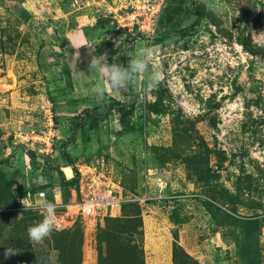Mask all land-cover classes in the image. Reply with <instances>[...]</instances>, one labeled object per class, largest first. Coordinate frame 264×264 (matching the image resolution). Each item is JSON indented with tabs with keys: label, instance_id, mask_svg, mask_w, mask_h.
Returning <instances> with one entry per match:
<instances>
[{
	"label": "rangeland",
	"instance_id": "rangeland-1",
	"mask_svg": "<svg viewBox=\"0 0 264 264\" xmlns=\"http://www.w3.org/2000/svg\"><path fill=\"white\" fill-rule=\"evenodd\" d=\"M147 47L156 89L98 100L91 57ZM96 156L142 201L91 228L75 168ZM54 191L59 227L34 245L43 217L19 199ZM103 259L264 264V0H0V264Z\"/></svg>",
	"mask_w": 264,
	"mask_h": 264
},
{
	"label": "clouds",
	"instance_id": "clouds-1",
	"mask_svg": "<svg viewBox=\"0 0 264 264\" xmlns=\"http://www.w3.org/2000/svg\"><path fill=\"white\" fill-rule=\"evenodd\" d=\"M156 51L154 47L141 48L136 52L135 58L128 60L126 66L121 63H108L104 59L105 55L92 56L88 64V72L97 77L94 93L98 100L102 101L106 93L119 95L122 90L141 80H143L144 95L149 96L163 79L162 72L153 64ZM74 56L79 57V51ZM53 197V200H49L47 192H39L34 201L28 198L19 199L22 211H38L43 217L40 222L27 229L29 240L34 245L42 244L59 227L56 214L59 196L55 191ZM16 254L12 248H6L3 252L5 259Z\"/></svg>",
	"mask_w": 264,
	"mask_h": 264
},
{
	"label": "built area",
	"instance_id": "built-area-1",
	"mask_svg": "<svg viewBox=\"0 0 264 264\" xmlns=\"http://www.w3.org/2000/svg\"><path fill=\"white\" fill-rule=\"evenodd\" d=\"M79 180L77 215L88 227L95 228L105 218L118 215L124 205L141 203L142 198L129 195L117 179L116 171L106 156H96L93 161L78 163Z\"/></svg>",
	"mask_w": 264,
	"mask_h": 264
},
{
	"label": "bare ground",
	"instance_id": "bare-ground-1",
	"mask_svg": "<svg viewBox=\"0 0 264 264\" xmlns=\"http://www.w3.org/2000/svg\"><path fill=\"white\" fill-rule=\"evenodd\" d=\"M64 172H65V174H66V176H67L68 178H71V177H72L73 171H72V168H71V167L66 166V167L64 168Z\"/></svg>",
	"mask_w": 264,
	"mask_h": 264
},
{
	"label": "trees",
	"instance_id": "trees-1",
	"mask_svg": "<svg viewBox=\"0 0 264 264\" xmlns=\"http://www.w3.org/2000/svg\"><path fill=\"white\" fill-rule=\"evenodd\" d=\"M75 169H76V168H75ZM76 182L78 183V178H77V176H76ZM128 204H129V203H128ZM126 205H127V204H126ZM126 205H124V206H126ZM123 208H124V207H123ZM174 252H175L174 255H175V257H176V256H177L178 249L175 248V249H174ZM103 262H104V259L100 261V264H103Z\"/></svg>",
	"mask_w": 264,
	"mask_h": 264
},
{
	"label": "crops",
	"instance_id": "crops-1",
	"mask_svg": "<svg viewBox=\"0 0 264 264\" xmlns=\"http://www.w3.org/2000/svg\"><path fill=\"white\" fill-rule=\"evenodd\" d=\"M73 171V170H72Z\"/></svg>",
	"mask_w": 264,
	"mask_h": 264
}]
</instances>
